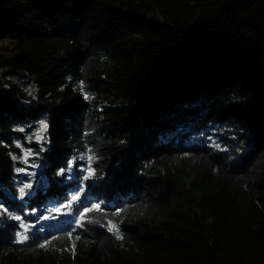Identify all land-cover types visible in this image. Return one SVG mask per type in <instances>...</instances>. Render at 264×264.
Here are the masks:
<instances>
[{
	"label": "trees",
	"instance_id": "trees-1",
	"mask_svg": "<svg viewBox=\"0 0 264 264\" xmlns=\"http://www.w3.org/2000/svg\"><path fill=\"white\" fill-rule=\"evenodd\" d=\"M3 38L0 203L34 227L16 244L0 218V264H264V0H0ZM41 119L45 180L21 201L8 152ZM89 148L100 179L84 203L126 208L108 217L123 239L93 223L37 249L75 227L31 209L70 198L56 172Z\"/></svg>",
	"mask_w": 264,
	"mask_h": 264
},
{
	"label": "snow or ice",
	"instance_id": "snow-or-ice-1",
	"mask_svg": "<svg viewBox=\"0 0 264 264\" xmlns=\"http://www.w3.org/2000/svg\"><path fill=\"white\" fill-rule=\"evenodd\" d=\"M78 87L85 100L92 99V97L86 92L83 81H80ZM48 128L49 125L46 121H40L38 130L33 134L35 140L38 143L47 142L45 134L47 133ZM19 131L23 132L24 129L20 128ZM27 139L29 142H31L33 136H29ZM13 143L15 145V148L19 149L21 152V155H17L12 151L8 152V156L13 162L20 161L23 164L28 165L29 158L39 154L34 153L31 148L25 149L19 140H15L13 141ZM0 146L6 149L11 147L3 140H0ZM213 147L221 151H226V149L221 148V145L217 143H214ZM40 151L43 152L45 151V149L41 147ZM237 151H240V149H237ZM183 155L184 157H188L190 154L184 153ZM96 159H98V157L90 148L87 152L80 153L79 156L68 159L65 166L60 167L57 170L56 176L66 178L68 181L75 182V190L70 194V198H67L66 202L60 204L58 207H52L49 210L48 215H38V210L36 208L31 209V213L37 214V221L50 219L55 220L61 215H70L72 218V223L75 225V227H73L71 231H68L65 236H52L51 239H43L41 243L36 245L37 249L47 250L50 245L54 247L53 241L57 239L66 238L71 240L76 229H83L85 228L86 224L93 223L99 225L102 228H106L107 231L109 233H112L117 240L123 239L119 224L113 222V219H109L108 217L110 215L111 217H120L122 219V213L127 211L126 208H118L109 214L105 211L106 204L103 201L98 203H90V206L89 204L84 203L86 189L92 186L89 182H95L100 179V177L96 174V170L92 167L93 162ZM77 161H83L84 163L77 165ZM30 167L36 168L37 165L33 163ZM77 167L79 168L78 171H76ZM13 171L16 174V176L13 177L14 180L22 176V178L19 179V183L16 185L14 195H16L19 200L23 201L26 197H29L33 194L35 188L39 185L40 180L43 179V177L41 175L40 178H37L38 174L36 172H30L28 167H15L14 165ZM93 214H98L100 218H97V215ZM2 217H6L8 220L17 222L16 227L18 228V230L14 232V243L24 244L30 239V229H32L34 225L27 223L23 215L16 214L10 211L4 203H0V218ZM101 219H103L105 222L101 223ZM39 231L43 232V228L39 229ZM79 239L80 236L76 235L75 240ZM74 249L75 241L72 242L73 253Z\"/></svg>",
	"mask_w": 264,
	"mask_h": 264
},
{
	"label": "rangeland",
	"instance_id": "rangeland-1",
	"mask_svg": "<svg viewBox=\"0 0 264 264\" xmlns=\"http://www.w3.org/2000/svg\"><path fill=\"white\" fill-rule=\"evenodd\" d=\"M12 42L13 41L11 38H3L2 40H0V59L2 58L3 55L12 52ZM5 77L11 79L12 81L16 82L18 85L22 86L25 92L29 96L34 97L35 87H34V83L31 80V78H29L26 75H21L19 73H12V72L10 73L6 72ZM40 121H42V119L36 122H33L30 125H28L26 128H24L25 143L23 144L25 149L31 148L34 153H39V154L34 155L33 157H30L28 165H25L19 161L20 162L19 167H28L30 172H36L38 174L37 178H40V176L42 175L43 179L40 180L39 185L44 184V180H45L43 176V167H41L43 166V163H42V155H41L42 152L40 151V148L43 147L44 149H46L47 147V142L38 143L35 140L34 135H33L38 130ZM29 136H33V139L31 142H29L27 139ZM46 141H47V137H46ZM20 155H21V152H20ZM33 163L37 165L36 168L30 167Z\"/></svg>",
	"mask_w": 264,
	"mask_h": 264
}]
</instances>
